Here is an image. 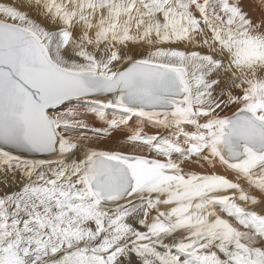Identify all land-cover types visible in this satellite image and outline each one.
<instances>
[{"label":"snow or ice","instance_id":"obj_1","mask_svg":"<svg viewBox=\"0 0 264 264\" xmlns=\"http://www.w3.org/2000/svg\"><path fill=\"white\" fill-rule=\"evenodd\" d=\"M0 169V264H264V0L0 2Z\"/></svg>","mask_w":264,"mask_h":264},{"label":"rangeland","instance_id":"obj_2","mask_svg":"<svg viewBox=\"0 0 264 264\" xmlns=\"http://www.w3.org/2000/svg\"><path fill=\"white\" fill-rule=\"evenodd\" d=\"M0 2H8V0H0ZM74 106L77 107V105H74ZM78 107L80 108V106H78ZM85 107H88V106H85ZM81 112L84 113L83 114L84 117H81V118L85 119V121L87 123H89V122L92 123L93 122L96 127L102 126V121H99V119L95 116L94 113H90L89 112L90 113L89 114L87 111H84L83 108H81ZM112 112H114V114ZM115 113L117 114V116H118V114L120 115V112L117 111V110L106 109V114L107 115L110 114L109 115L110 118L115 116L116 115ZM89 116L90 117L93 116L92 117L93 119L90 118ZM131 122H132V126L130 125V127H136V126L139 125V126H141L143 128V130L146 133H149V134H152V133H155L157 131H160L159 129L154 128L150 123H147V122L141 123L138 119H133ZM138 122H140V123H138ZM149 124H150V126H149ZM150 127L153 128V129H151ZM66 134L72 137L73 135L78 136L79 132L78 131H70V132H68ZM89 134L91 135V133H89ZM122 140H123V134L122 133L121 134L120 133L119 134L116 133L115 137H111V136L110 137H105L103 140H99L96 143H98L99 146L103 145L102 148H116L117 147V148H125V149H129L130 150L132 147H134L133 145H126V144L121 143ZM80 143L83 144L84 142L81 141ZM146 150L147 149H144L145 153H147ZM184 167L188 168L190 166H189V164L188 165L184 164ZM198 170H200V168H198ZM22 179H23V177L20 174H17L15 176V178H13L11 172L5 173L3 169H0V194H3L5 191H15V190H17L18 187H19V183H20V181Z\"/></svg>","mask_w":264,"mask_h":264},{"label":"bare ground","instance_id":"obj_3","mask_svg":"<svg viewBox=\"0 0 264 264\" xmlns=\"http://www.w3.org/2000/svg\"><path fill=\"white\" fill-rule=\"evenodd\" d=\"M256 2L258 3V0H256ZM246 3H248V4H251L252 3V0H246ZM246 10H248V9H246ZM251 11L253 12V13H255L256 12V9H255V7H252L251 8ZM77 107H78V105H77ZM79 108V107H78ZM80 111H81V108H80ZM82 113V112H81ZM89 113V112H88ZM91 113V112H90ZM89 113V114H90ZM113 114H114V112H112ZM117 113V112H116ZM115 113V114H116ZM84 113H82L81 114V117H84V115H83ZM110 115V114H109ZM109 115H108V117H109ZM119 115V114H118ZM96 116V115H95ZM115 116H117V114L115 115ZM90 117V116H89ZM93 116H91L90 118H92ZM86 118V117H85ZM110 118V117H109ZM88 119V118H87ZM93 119V118H92ZM83 120H85V119H83ZM91 121V120H90ZM93 121V120H92ZM100 121V120H99ZM138 123H140V122H138ZM90 126H92V125H94L95 126V124L92 122V123H88ZM130 125L132 126V122L130 123ZM149 126H150V124H149ZM146 128V127H145ZM151 128V127H150ZM151 129H153V128H151ZM116 133L117 134H121V132H119V131H117V132H113L112 134H111V137H115V135H116ZM72 137H76L75 135H73ZM120 140V139H119ZM118 140V141H119ZM109 142V141H108ZM103 143V142H102ZM105 145V144H104ZM100 147H103V145L102 146H100ZM117 148V147H116ZM147 151V150H146ZM189 164V166L190 167H192V168H194L195 170H198V168H199V165H195V164H192V162H187V163H185V165H188ZM219 171H223V169H218Z\"/></svg>","mask_w":264,"mask_h":264}]
</instances>
